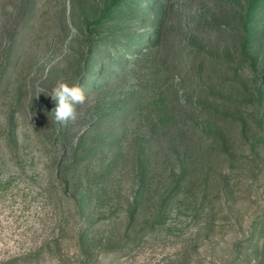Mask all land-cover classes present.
Segmentation results:
<instances>
[{
    "label": "rangeland",
    "instance_id": "1",
    "mask_svg": "<svg viewBox=\"0 0 264 264\" xmlns=\"http://www.w3.org/2000/svg\"><path fill=\"white\" fill-rule=\"evenodd\" d=\"M245 7L0 0V264H264L263 70L226 47Z\"/></svg>",
    "mask_w": 264,
    "mask_h": 264
},
{
    "label": "trees",
    "instance_id": "2",
    "mask_svg": "<svg viewBox=\"0 0 264 264\" xmlns=\"http://www.w3.org/2000/svg\"><path fill=\"white\" fill-rule=\"evenodd\" d=\"M246 3V13L244 28L237 34L231 32L232 38L226 44L227 51L232 48L236 49L241 55V64L249 67L250 72L255 73L257 69L263 70L264 76V26L260 30H255L253 18L255 13H264V0H245ZM7 66H0V100L4 99L5 87L8 85H13V78L9 73H7ZM11 85V86H12ZM258 93L260 95L261 101L264 99V82L258 87ZM262 107V106H261ZM259 118V123L262 121ZM244 127V126H243ZM264 141V128L262 131L256 134L252 146L259 145Z\"/></svg>",
    "mask_w": 264,
    "mask_h": 264
},
{
    "label": "clouds",
    "instance_id": "3",
    "mask_svg": "<svg viewBox=\"0 0 264 264\" xmlns=\"http://www.w3.org/2000/svg\"><path fill=\"white\" fill-rule=\"evenodd\" d=\"M48 96L56 105L50 114L58 123L75 121L79 115L78 106L84 105L88 99L83 87L65 81L57 82Z\"/></svg>",
    "mask_w": 264,
    "mask_h": 264
}]
</instances>
